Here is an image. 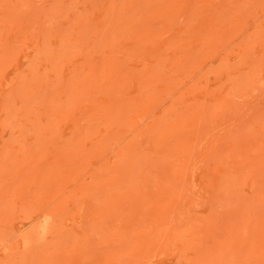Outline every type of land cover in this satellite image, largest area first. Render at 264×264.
I'll use <instances>...</instances> for the list:
<instances>
[{
  "label": "rangeland",
  "instance_id": "obj_1",
  "mask_svg": "<svg viewBox=\"0 0 264 264\" xmlns=\"http://www.w3.org/2000/svg\"><path fill=\"white\" fill-rule=\"evenodd\" d=\"M0 264H264V0H0Z\"/></svg>",
  "mask_w": 264,
  "mask_h": 264
}]
</instances>
